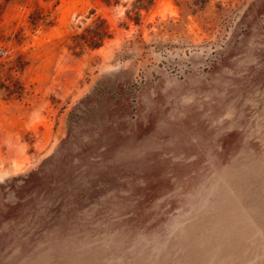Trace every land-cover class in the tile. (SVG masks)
Here are the masks:
<instances>
[{"label": "rangeland", "instance_id": "obj_1", "mask_svg": "<svg viewBox=\"0 0 264 264\" xmlns=\"http://www.w3.org/2000/svg\"><path fill=\"white\" fill-rule=\"evenodd\" d=\"M0 264H264V0H0Z\"/></svg>", "mask_w": 264, "mask_h": 264}, {"label": "trees", "instance_id": "obj_2", "mask_svg": "<svg viewBox=\"0 0 264 264\" xmlns=\"http://www.w3.org/2000/svg\"><path fill=\"white\" fill-rule=\"evenodd\" d=\"M2 64H3V63H2V61H1V59H0V67H2Z\"/></svg>", "mask_w": 264, "mask_h": 264}]
</instances>
